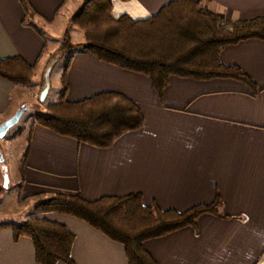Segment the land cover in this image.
<instances>
[{"label": "crops", "instance_id": "1", "mask_svg": "<svg viewBox=\"0 0 264 264\" xmlns=\"http://www.w3.org/2000/svg\"><path fill=\"white\" fill-rule=\"evenodd\" d=\"M169 1L111 0L110 15L144 19ZM199 1L224 22L264 17V0ZM27 2L36 14L31 21L37 30L22 24L24 14L18 0H0V57L16 54L34 67L29 88L35 84V93L27 100L14 101L11 94L18 86L0 79V122L20 104L34 111L39 108L32 99L40 91L46 65L51 63L50 73L57 62L47 63L57 47L45 51L38 22L49 26L58 14L71 16L80 0ZM70 53L66 100L118 91L138 106L143 125L107 149H94L34 124L20 197L60 191L94 200L139 193L145 206L182 212L209 204L217 196L223 218L201 215L194 229L146 240L143 250L157 264H264V42L246 39L219 53L223 64H235L251 78L259 88L256 93L250 94L243 84L229 78L171 76L160 104L145 76L86 54ZM27 174L32 180L26 182ZM26 183L33 185L22 196ZM41 216L62 224L73 235L72 264H126L121 245L84 223L59 214L37 215ZM12 240L10 229L0 227V264H37L28 237Z\"/></svg>", "mask_w": 264, "mask_h": 264}, {"label": "trees", "instance_id": "2", "mask_svg": "<svg viewBox=\"0 0 264 264\" xmlns=\"http://www.w3.org/2000/svg\"><path fill=\"white\" fill-rule=\"evenodd\" d=\"M127 1V0H119ZM24 17L22 24L37 30L36 16L27 0H18ZM111 0H82L68 23L77 29L82 42H65L48 57L57 60L66 51L79 52L98 61L147 78L160 104L162 92L171 76L192 80L229 78L240 82L250 94L259 88L235 64H223L219 53L225 46L246 39L264 42V17L222 21L217 14L201 7L199 0H171L152 15L133 20L126 15H110ZM70 53L63 64L57 98L34 111L25 136V147L18 156L16 170L20 182L15 200L31 206V216L21 223H0L12 233V241L30 239L37 264H72L69 253L73 235L59 223L38 214L72 217L121 245L126 264H157L142 247L146 240L175 231L194 229L201 215L223 218L216 196L209 204L194 205L182 212L145 206L139 193L83 199L78 193L43 192L20 197L23 166L28 154L29 133L36 124L51 133L94 149H107L120 136L138 131L143 116L132 99L121 92L105 90L80 100L65 99V73ZM33 66L18 55L0 57V79L14 86L29 87L34 78Z\"/></svg>", "mask_w": 264, "mask_h": 264}, {"label": "rangeland", "instance_id": "3", "mask_svg": "<svg viewBox=\"0 0 264 264\" xmlns=\"http://www.w3.org/2000/svg\"><path fill=\"white\" fill-rule=\"evenodd\" d=\"M81 3L82 0H80L78 8L80 7ZM77 10L78 9L76 7L72 12H76ZM69 16L70 15H66L64 13L61 15L58 14L49 24V26L42 24V22H38V29L45 39L46 52L51 50L52 46L55 45L58 49H64L65 42L75 45H78L82 42V36L80 32L68 23ZM69 52L70 51L62 53V55L57 59V62L54 63L50 73H48L49 89L44 102H39L38 96L32 99L33 103L36 104L40 109H42V105L52 103V101L57 98V89L60 77L59 74L61 73L64 61ZM34 88H36L35 84H33L30 88L18 86V91L13 92L11 94V98L14 99V101L21 99L27 100L30 98L31 93H35ZM32 117H34V110H29L28 112L23 113V115L18 119L17 123L7 129L4 137L0 139V223H21L27 217L31 216L32 213L30 205L22 206L20 203L17 204V200H15L16 185L20 182L21 178L16 170L18 155L25 147L24 137L27 135V129L32 122ZM36 174L38 173H35V178H40L38 176L41 175ZM39 174L45 175V178L50 177V175L46 174L45 172H39ZM30 178V175L27 174L25 181L32 180ZM42 178L44 179V177ZM25 185H27L28 188H24L22 196L27 194L26 191L33 184L26 183ZM51 196V194L46 195V197Z\"/></svg>", "mask_w": 264, "mask_h": 264}, {"label": "water", "instance_id": "4", "mask_svg": "<svg viewBox=\"0 0 264 264\" xmlns=\"http://www.w3.org/2000/svg\"><path fill=\"white\" fill-rule=\"evenodd\" d=\"M50 65L51 63H48L43 71V81L40 87V91L37 95L39 102H44L45 95L49 87L48 73L50 70ZM29 110H31V108L28 106V104L26 103L20 104L10 116H8L2 122H0V139L4 137L6 130L9 129L12 125L14 126L17 123L18 119L23 115V113H26Z\"/></svg>", "mask_w": 264, "mask_h": 264}]
</instances>
